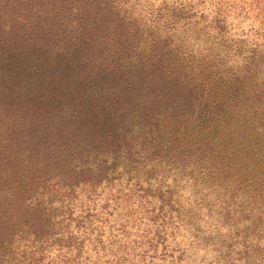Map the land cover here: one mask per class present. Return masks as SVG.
<instances>
[{"label":"trees","instance_id":"16d2710c","mask_svg":"<svg viewBox=\"0 0 264 264\" xmlns=\"http://www.w3.org/2000/svg\"><path fill=\"white\" fill-rule=\"evenodd\" d=\"M194 1L209 9L172 5L163 21H206L166 32L111 0H0V264H28L22 244L53 236L50 194L109 181L144 151L232 187L264 227V43L223 46L228 17L264 34V0Z\"/></svg>","mask_w":264,"mask_h":264},{"label":"rangeland","instance_id":"374dc122","mask_svg":"<svg viewBox=\"0 0 264 264\" xmlns=\"http://www.w3.org/2000/svg\"><path fill=\"white\" fill-rule=\"evenodd\" d=\"M111 4L125 17L166 32L199 28L206 21L183 14L182 9L174 23L164 22L172 5L209 9L194 0H111ZM206 4L210 5L207 0ZM260 24L261 19L228 17L223 46L237 41L264 43ZM199 32L194 44L210 37L201 28ZM143 153L130 166L116 163L109 181L98 186L79 185L69 193L50 194L56 230L46 242H34V248L22 244L27 263L264 264V227H249L246 212L239 213L237 205L242 209L244 198L232 200L228 197L232 187L223 191V184L207 179L198 167L192 169L189 160L163 161Z\"/></svg>","mask_w":264,"mask_h":264}]
</instances>
